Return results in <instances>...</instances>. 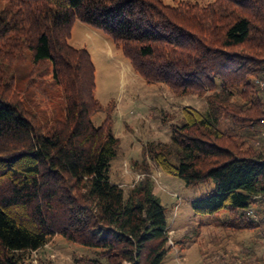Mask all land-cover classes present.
<instances>
[{"label": "trees", "instance_id": "1", "mask_svg": "<svg viewBox=\"0 0 264 264\" xmlns=\"http://www.w3.org/2000/svg\"><path fill=\"white\" fill-rule=\"evenodd\" d=\"M4 1L0 264H23L58 235L89 248L88 264H163L169 215L149 162L188 186L211 180L194 213L213 216L226 237L253 234L226 264H264V202L253 200L264 192V0ZM75 21L107 35L147 83L205 101L202 111L182 108L169 142L144 146L145 177L127 194L110 177L120 147L113 121H92L103 109L95 66L68 42Z\"/></svg>", "mask_w": 264, "mask_h": 264}, {"label": "rangeland", "instance_id": "2", "mask_svg": "<svg viewBox=\"0 0 264 264\" xmlns=\"http://www.w3.org/2000/svg\"><path fill=\"white\" fill-rule=\"evenodd\" d=\"M163 1L168 4L179 1L205 4L211 0ZM6 7L7 2L0 0V12ZM68 42L76 48L86 49L95 66L94 96L103 109L92 116V121L95 125H100L106 116H110L113 121L120 147L117 157L111 163L110 177L127 194L145 177L139 170L144 146L150 142H169L170 124L180 122L182 108L189 106L202 111L205 101L193 95L176 97L165 84L147 83L133 71L129 60L101 30L75 21ZM149 163V178L153 183L154 193L168 212L169 240L173 242L163 264H226L231 260L239 262L243 244L253 234L238 232L226 237V232L211 228L213 216H198L191 207L192 200L211 193L213 182L208 180L188 186L181 179L166 174ZM219 254L224 256L223 262L215 260ZM258 254H261V248ZM92 256L93 252L89 248L58 235L38 251L28 253L23 264H88L84 258ZM209 258L213 259L208 261Z\"/></svg>", "mask_w": 264, "mask_h": 264}, {"label": "built area", "instance_id": "3", "mask_svg": "<svg viewBox=\"0 0 264 264\" xmlns=\"http://www.w3.org/2000/svg\"><path fill=\"white\" fill-rule=\"evenodd\" d=\"M258 83H259V87H260V89H261L262 91H264V76L259 80ZM261 139H262V142L264 143V127H263L262 130H261ZM253 200H261V201L264 202V192H261L260 194L254 196V197H253ZM249 213H250L251 215H254V214H253L254 212H253L252 209L249 211ZM169 242H171V240H169ZM170 245H173V242H171Z\"/></svg>", "mask_w": 264, "mask_h": 264}, {"label": "crops", "instance_id": "4", "mask_svg": "<svg viewBox=\"0 0 264 264\" xmlns=\"http://www.w3.org/2000/svg\"><path fill=\"white\" fill-rule=\"evenodd\" d=\"M170 227V226H169Z\"/></svg>", "mask_w": 264, "mask_h": 264}]
</instances>
